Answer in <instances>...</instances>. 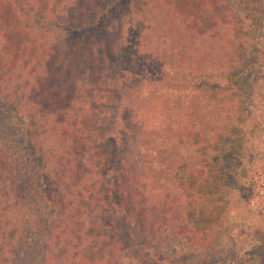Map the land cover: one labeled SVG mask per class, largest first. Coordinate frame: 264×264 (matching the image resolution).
<instances>
[{
  "label": "trees",
  "instance_id": "16d2710c",
  "mask_svg": "<svg viewBox=\"0 0 264 264\" xmlns=\"http://www.w3.org/2000/svg\"><path fill=\"white\" fill-rule=\"evenodd\" d=\"M224 1L142 0L135 50L184 69L192 80L180 79L178 91L205 82L214 52L242 39L210 11ZM118 2L0 0V264H233L232 251L214 249L216 226H204L212 219L191 222L211 213L213 178L200 165L173 173L168 161L206 145L200 109L179 100L195 119L184 122L148 99L124 111L131 127L110 116L127 88L112 61L126 22L117 14L92 26Z\"/></svg>",
  "mask_w": 264,
  "mask_h": 264
},
{
  "label": "rangeland",
  "instance_id": "374dc122",
  "mask_svg": "<svg viewBox=\"0 0 264 264\" xmlns=\"http://www.w3.org/2000/svg\"><path fill=\"white\" fill-rule=\"evenodd\" d=\"M127 2L119 0L113 4L110 11L92 26H104L117 14L126 22L125 43L112 61L122 71V82L127 88L117 96L118 108H114L110 116L121 119L122 127H131L133 120L127 121L124 111L133 110L135 104L150 99L148 104L154 106V110L160 107L173 109L179 121L182 118L184 122H195L179 100L185 99L186 103L197 106L201 111L199 122L206 126L203 135L206 145L196 147V154H190V157L183 155L175 160L170 156L168 160L173 173L179 164H184L186 170L205 166L204 177L213 178L218 186L209 204L211 213L197 215L191 222L211 218L204 226H216L219 240L214 249L226 256L232 251L233 264H264V19L260 15V11L264 12V0H225L222 10L210 8L224 21L220 23L223 31L234 27L229 30V35L234 33L230 31L238 29L242 39L238 43V39L231 37L229 46H224V55L222 51L214 52L215 63L204 81L216 79V82L194 80L180 91L177 90L180 79L192 80L190 76L180 77L185 74L184 69L152 62L146 58L142 47L138 46V52L135 50L137 28L134 25L139 18L135 12L140 10L142 0H131L133 18L127 14ZM191 98L200 103L190 101ZM153 121L156 123L155 117ZM110 138L109 145L115 139ZM124 139L118 137L119 148ZM107 148L109 152L115 150V146ZM106 176L112 179V173L108 172ZM165 185L167 188L162 189L166 191L169 184ZM113 195L115 198L116 194ZM117 230L125 250L133 249L127 233L121 227ZM154 252L157 251L151 250L150 254L155 255ZM241 252L242 259L237 260V253ZM185 258L192 260L188 255Z\"/></svg>",
  "mask_w": 264,
  "mask_h": 264
}]
</instances>
